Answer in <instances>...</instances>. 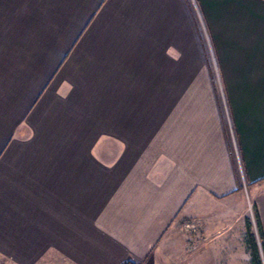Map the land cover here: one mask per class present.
<instances>
[{"label":"crops","instance_id":"crops-1","mask_svg":"<svg viewBox=\"0 0 264 264\" xmlns=\"http://www.w3.org/2000/svg\"><path fill=\"white\" fill-rule=\"evenodd\" d=\"M261 183L264 0H0V261L175 264Z\"/></svg>","mask_w":264,"mask_h":264},{"label":"rangeland","instance_id":"rangeland-1","mask_svg":"<svg viewBox=\"0 0 264 264\" xmlns=\"http://www.w3.org/2000/svg\"><path fill=\"white\" fill-rule=\"evenodd\" d=\"M207 58L215 69V76L218 75L210 46L207 48ZM217 82L216 92L222 98V87ZM211 209L216 214L213 221H207L206 224L196 223L193 229L184 227L183 222V256L175 264H252V253L247 244L248 221L252 223L251 233L256 237L264 264L263 241L257 225L258 216L264 231V183L256 186L245 185L234 199ZM0 264L5 263L0 261Z\"/></svg>","mask_w":264,"mask_h":264},{"label":"trees","instance_id":"trees-1","mask_svg":"<svg viewBox=\"0 0 264 264\" xmlns=\"http://www.w3.org/2000/svg\"><path fill=\"white\" fill-rule=\"evenodd\" d=\"M257 225H258V230H259L261 240L263 241L262 250L264 252V231H263V227H262V224H261L258 216H257ZM251 226H252V223L250 221H248L247 222V230H248L247 244H248V247L250 248L251 253H252V264H263V262H262L263 259L261 256V250L259 248V245L257 243L255 235L251 233ZM124 264H136V263H134L132 261H127Z\"/></svg>","mask_w":264,"mask_h":264},{"label":"built area","instance_id":"built-area-1","mask_svg":"<svg viewBox=\"0 0 264 264\" xmlns=\"http://www.w3.org/2000/svg\"><path fill=\"white\" fill-rule=\"evenodd\" d=\"M188 227H190V226H188Z\"/></svg>","mask_w":264,"mask_h":264}]
</instances>
